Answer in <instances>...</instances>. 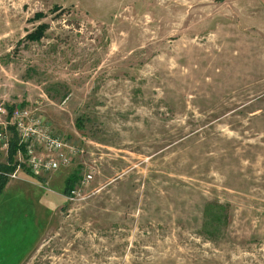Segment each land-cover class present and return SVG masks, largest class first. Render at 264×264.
I'll list each match as a JSON object with an SVG mask.
<instances>
[{"label":"rangeland","instance_id":"rangeland-1","mask_svg":"<svg viewBox=\"0 0 264 264\" xmlns=\"http://www.w3.org/2000/svg\"><path fill=\"white\" fill-rule=\"evenodd\" d=\"M0 107L77 151L8 174L0 264H264V0H0Z\"/></svg>","mask_w":264,"mask_h":264},{"label":"built area","instance_id":"built-area-1","mask_svg":"<svg viewBox=\"0 0 264 264\" xmlns=\"http://www.w3.org/2000/svg\"><path fill=\"white\" fill-rule=\"evenodd\" d=\"M12 133L23 148L16 154L18 171L24 165L35 177L68 167L71 155L77 152L66 139L54 134L42 118L32 117L28 109L19 107L5 111L0 107V149L6 153ZM90 179L91 175L83 177L79 187L85 188ZM73 190L72 195H79L77 189Z\"/></svg>","mask_w":264,"mask_h":264},{"label":"trees","instance_id":"trees-1","mask_svg":"<svg viewBox=\"0 0 264 264\" xmlns=\"http://www.w3.org/2000/svg\"><path fill=\"white\" fill-rule=\"evenodd\" d=\"M41 17L42 15L38 13L34 16L33 19L38 20ZM46 31H47L46 25L36 26L34 31L27 35L26 39L27 41L30 42H38L44 36V32ZM80 125H78V129H81ZM18 151H23V148L20 145H18V142L14 136L10 140L9 148L7 151V162L3 164L0 163V194L8 183V177H7L8 174L12 173L18 165L17 161L15 160ZM75 183H76V179L74 176H71L66 180L64 192H63L66 198L70 196V192L73 190Z\"/></svg>","mask_w":264,"mask_h":264},{"label":"crops","instance_id":"crops-1","mask_svg":"<svg viewBox=\"0 0 264 264\" xmlns=\"http://www.w3.org/2000/svg\"><path fill=\"white\" fill-rule=\"evenodd\" d=\"M57 173V172H56ZM52 175H54V174H51V175H42V176H39L38 178H45V177H49V176H52ZM13 233H15V232H13ZM20 236V235H19ZM22 259V258H21ZM20 263H21V260H20ZM23 263V262H22ZM21 263V264H22ZM15 264H16V258H15Z\"/></svg>","mask_w":264,"mask_h":264}]
</instances>
